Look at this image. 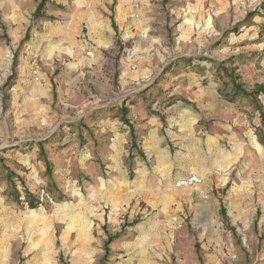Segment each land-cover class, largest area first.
Returning <instances> with one entry per match:
<instances>
[{"label":"rangeland","instance_id":"rangeland-1","mask_svg":"<svg viewBox=\"0 0 264 264\" xmlns=\"http://www.w3.org/2000/svg\"><path fill=\"white\" fill-rule=\"evenodd\" d=\"M13 1L0 0V238L12 234L7 207L15 223L29 221L14 233V264H90L71 242L90 240V192L101 180L124 231L153 227L155 264H264V130L254 124L264 123V0H90V8L47 0L43 9L42 0ZM227 74L257 92L258 104L233 96ZM214 89L235 111L229 123H250L234 128L241 144L220 141L232 154L221 172L179 209L129 197L120 186L137 178L142 113L162 119L190 105L206 113L214 99L198 94ZM215 116L202 121L205 131L226 124ZM61 208L76 210L80 228L63 223L42 235L40 218L51 222ZM105 232L109 249L122 234ZM50 237L57 243L46 255L27 252ZM108 254L98 264H111Z\"/></svg>","mask_w":264,"mask_h":264},{"label":"crops","instance_id":"crops-1","mask_svg":"<svg viewBox=\"0 0 264 264\" xmlns=\"http://www.w3.org/2000/svg\"><path fill=\"white\" fill-rule=\"evenodd\" d=\"M81 1L82 6L90 8V0ZM9 2L15 4L13 0ZM81 16L77 18L83 19L84 17ZM198 97L207 104H211L210 99L213 98V109L200 114L190 105L189 108L178 109L173 114L171 111H166L162 119L153 113H142L138 130L144 131L146 136H143L142 140L137 143V149L140 152L134 160L137 178L133 188H130L126 182L120 186L122 190L129 191V197L140 201L146 198L150 205L160 209H170L174 206L179 209L183 207L187 199L191 200L194 193L197 195L205 183L212 179L211 177L221 172L223 158L229 160L232 156L228 150L219 148L220 141L224 137H229L241 144L240 139L238 140L239 135L233 133L234 128L250 123L237 119L229 123L235 111L227 106V101L223 100L216 89L210 93L204 91L198 94ZM259 98L262 101L260 96ZM215 115H220L226 124L217 120L212 123L211 132L205 131L202 121L219 119ZM254 124L263 126L264 130V123L263 125L257 122ZM219 126L225 127L229 136L225 135ZM237 148L238 145H236ZM261 168L264 169V162ZM192 175L200 177L202 182L192 186L178 187L176 185L179 180ZM99 184L101 187L98 192H90V240L83 242L78 238L71 242L72 250L77 258L85 256L87 259L90 258V264H98L106 254L104 246L108 240L105 232L107 231L113 236L122 234L109 244L108 258L111 264H155V249L150 241L153 227L134 225L128 231H124L120 225L117 197L104 189V181L101 180ZM207 208L206 206L200 207L205 212ZM6 210L8 215L2 222L7 227L10 226L11 230L8 229V231L12 234L6 239L0 238V264H14V233L19 235L24 230H29V221L22 219L21 223L17 224L15 217L18 216V212L14 207H7ZM64 210L62 208L57 210L51 222L44 215L40 218L42 235L52 233V230H57V227H61L63 223H66L70 233L80 228L76 222L78 214L76 210L71 209L69 212ZM143 230L148 231L146 238L143 236ZM65 239L67 240V237ZM56 243V237L54 239L50 237L48 240L44 238L41 241L28 243L26 250L32 253L40 249V252L46 255L48 248ZM147 256L150 258L146 259ZM44 261L41 259L38 262L45 264Z\"/></svg>","mask_w":264,"mask_h":264},{"label":"trees","instance_id":"trees-1","mask_svg":"<svg viewBox=\"0 0 264 264\" xmlns=\"http://www.w3.org/2000/svg\"><path fill=\"white\" fill-rule=\"evenodd\" d=\"M47 0H42L41 3L39 4L38 6V9H43V7L45 6V3H46ZM227 76L229 77L228 80L225 82V86L226 87H230L231 90H232V94L233 96H238L240 98H246L248 100H250L251 103L253 104H258L259 100L258 98L255 97V95H257V92H262L264 93V89H260L258 90L257 92H247L245 89L242 88V86L240 84H238L236 82V79L233 77V75H230V74H227ZM126 112L127 110L124 109L122 112H121V116L120 118L122 119V121L125 122V124H129V121H127L125 119V116H126ZM133 145L136 147V143L134 142ZM137 148V147H136ZM40 150H43V147L41 146L40 147ZM140 153V152H138ZM28 199H29V204L32 208L35 207V203L33 201V196L32 195H28ZM109 242V241H108ZM108 242L106 243V254H105V257L107 256V253H108V248H107V245H108ZM105 260V259H104ZM103 261L101 260L100 264H103L102 263Z\"/></svg>","mask_w":264,"mask_h":264},{"label":"built area","instance_id":"built-area-1","mask_svg":"<svg viewBox=\"0 0 264 264\" xmlns=\"http://www.w3.org/2000/svg\"><path fill=\"white\" fill-rule=\"evenodd\" d=\"M202 182V179L198 176H190V177H187L185 179H181L179 180L176 185L178 187L180 186H192V185H195V184H200Z\"/></svg>","mask_w":264,"mask_h":264}]
</instances>
